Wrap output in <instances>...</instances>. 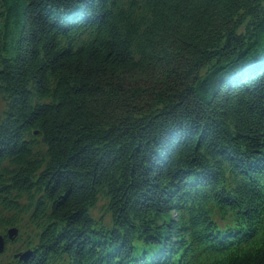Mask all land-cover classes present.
I'll list each match as a JSON object with an SVG mask.
<instances>
[{
    "label": "trees",
    "instance_id": "obj_1",
    "mask_svg": "<svg viewBox=\"0 0 264 264\" xmlns=\"http://www.w3.org/2000/svg\"><path fill=\"white\" fill-rule=\"evenodd\" d=\"M12 227L0 264H264V0H0Z\"/></svg>",
    "mask_w": 264,
    "mask_h": 264
},
{
    "label": "water",
    "instance_id": "obj_2",
    "mask_svg": "<svg viewBox=\"0 0 264 264\" xmlns=\"http://www.w3.org/2000/svg\"><path fill=\"white\" fill-rule=\"evenodd\" d=\"M19 235L18 228H11L7 231V234L2 235L0 234V254H3L8 246V242L10 240H15L16 237ZM31 251H24L22 253L16 254V258H20V260L27 261L31 257Z\"/></svg>",
    "mask_w": 264,
    "mask_h": 264
},
{
    "label": "rangeland",
    "instance_id": "obj_3",
    "mask_svg": "<svg viewBox=\"0 0 264 264\" xmlns=\"http://www.w3.org/2000/svg\"><path fill=\"white\" fill-rule=\"evenodd\" d=\"M104 205H105V201L104 200H100V202L98 203L97 207L92 211V213L95 216V218L100 217L104 213ZM105 218H106V221H109V215L105 214ZM12 228H17V227H12ZM10 241H12V240H10ZM13 241H15V240H13ZM8 244H9V242H8ZM18 246H20L19 243L14 245L13 249L17 248ZM16 254H19V253H16Z\"/></svg>",
    "mask_w": 264,
    "mask_h": 264
}]
</instances>
